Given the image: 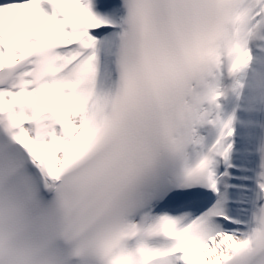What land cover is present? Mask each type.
Instances as JSON below:
<instances>
[{
  "label": "snow or ice",
  "instance_id": "snow-or-ice-1",
  "mask_svg": "<svg viewBox=\"0 0 264 264\" xmlns=\"http://www.w3.org/2000/svg\"><path fill=\"white\" fill-rule=\"evenodd\" d=\"M0 264H264V0H0Z\"/></svg>",
  "mask_w": 264,
  "mask_h": 264
}]
</instances>
